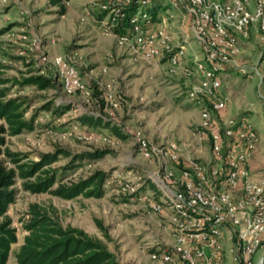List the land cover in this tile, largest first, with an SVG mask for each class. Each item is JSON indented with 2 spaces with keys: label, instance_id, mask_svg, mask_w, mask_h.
Segmentation results:
<instances>
[{
  "label": "rangeland",
  "instance_id": "374dc122",
  "mask_svg": "<svg viewBox=\"0 0 264 264\" xmlns=\"http://www.w3.org/2000/svg\"><path fill=\"white\" fill-rule=\"evenodd\" d=\"M84 1L70 3L72 15L63 19L64 23L57 29L55 19L60 15L59 9L47 0H0V30H4L0 34L1 76L10 79L7 85L11 87V96H23L30 100L24 117L34 118L35 125L31 131L7 135L6 146L12 151L26 154L24 161H38L40 153L52 152L59 147L72 153L105 148L111 150L101 159L85 160L80 167L61 179L68 183L85 178L96 170H103L108 178L105 193L99 198L79 195L67 200L49 193H30L22 189L21 179H16V199L6 214L16 229L17 241L11 246L6 264H17L15 253L26 233L22 228V220L26 218L32 203L51 211L62 225L79 227L90 236L102 239L122 263L161 264L152 262L150 258L153 249L171 241L161 217L147 214L141 204L129 202L125 195L117 191L129 170L139 174L147 168L136 152L130 131L140 128L157 142L166 139L181 142L193 138L197 131L204 130L200 105L188 95L199 79L194 66L181 65L179 62L176 69L171 71L166 58L146 61L135 54L126 58V52L131 48L116 43L109 17L105 16L100 22L92 12V9L94 12L99 11L104 0H88L96 5L87 8V14ZM155 3L158 8L155 19H152L153 26L164 27L172 35L174 44L188 45L191 42V47L187 49L192 51L194 48L203 58L201 46L191 33L185 34L187 30L186 22L182 20V9L172 7L167 0H155ZM146 7L140 4L136 11L141 12ZM53 29L58 32L49 36L46 32ZM253 42L256 45L253 54L240 59L249 67L258 64L261 49L258 38ZM42 56H45L46 61L41 59ZM56 58L72 64L88 90L96 86L101 94L111 93L116 107L106 104V109H101L98 98L91 93L92 100H87L84 91L66 94L59 89L38 90L34 86L20 87L13 84V79L21 81L23 77L34 73L55 76ZM258 69L264 75V68L258 66ZM187 70L194 73L187 75ZM232 76L245 79L247 96L256 109L263 112L264 85L260 84L261 76L255 72L243 75L233 68ZM219 94L218 91L207 99L219 97ZM229 102L227 99V105ZM61 103L70 104V109L59 116L54 109ZM49 104L48 109L45 106ZM83 113L103 114L119 125L126 138L116 136L108 127L82 124L77 118ZM243 114L237 113L233 117H245L254 122L251 116ZM105 136L117 139L119 144L105 143ZM202 158L207 160L208 153ZM0 160L12 166L4 156H0ZM68 160L61 157L51 167L63 166ZM96 220L107 229L111 238L109 241L105 239Z\"/></svg>",
  "mask_w": 264,
  "mask_h": 264
},
{
  "label": "built area",
  "instance_id": "2783aa9c",
  "mask_svg": "<svg viewBox=\"0 0 264 264\" xmlns=\"http://www.w3.org/2000/svg\"><path fill=\"white\" fill-rule=\"evenodd\" d=\"M131 1L104 0L100 4V10L108 11L116 43L127 45L146 61L166 58L174 71L188 45L174 44L164 27L153 26L152 15L136 11L124 35L113 32L125 16L122 5ZM137 1L148 5L151 0ZM167 1L182 9L185 34L191 33L203 51V58L193 62L199 79L188 95L200 105L204 130L181 142H157L140 128L131 130L132 143L147 168L139 174L129 170L117 191L129 202L141 204L147 214L159 215L165 224L171 241L152 250L154 263L264 264V181H253L248 165L264 136L247 119L220 118L226 97L219 94L207 99L218 93L219 74L228 65L243 75L255 72L264 81L258 69L264 68V0ZM251 35L258 38L261 49L258 64L249 67L239 59V39ZM41 59L46 61L45 56ZM54 64L63 92L84 91L87 100H92V90L85 87L72 64L62 58H56ZM193 73L187 70V75ZM102 96L106 104L116 107L111 93ZM103 141L119 144L109 136Z\"/></svg>",
  "mask_w": 264,
  "mask_h": 264
},
{
  "label": "trees",
  "instance_id": "16d2710c",
  "mask_svg": "<svg viewBox=\"0 0 264 264\" xmlns=\"http://www.w3.org/2000/svg\"><path fill=\"white\" fill-rule=\"evenodd\" d=\"M47 1L50 5L56 6L60 14H64L65 3L69 0ZM151 1H153L152 5H150ZM151 1L142 12L152 15V19H155L158 5L155 0ZM140 4L137 0H132L122 5L125 16L113 28L115 34H125L131 26L130 18ZM107 14L108 11L104 10L94 12L99 21ZM2 31L4 30H0V34ZM9 82L10 79L2 77L0 72V156H4L12 164L7 166L4 160H0V264H6L11 246L17 241L16 229L11 225V219L6 214L9 206L16 199V179H21L22 189L30 193H49L67 200L79 195L99 198L105 193V182L108 178L105 171L96 170L85 178L68 183L62 182L61 179L80 167L85 160L101 159L111 151L105 148L72 153L59 147L52 152L40 153L38 161H24L27 155L9 149L6 146V136L33 130L34 118L24 117L26 105L30 100L23 96H11V87L7 85ZM13 84L20 87L34 86L38 90H61V84L56 76L39 73L23 77L21 81L13 79ZM90 88L93 96L98 98L99 107L103 109L106 101L101 91L96 89V86ZM50 105L45 107L49 109ZM68 109L70 104L61 103L56 105L54 111L60 116ZM77 119L84 125L108 127L116 136L126 138L119 125L103 114L83 113ZM61 157L69 160L63 166L51 167V164ZM96 223L105 239L109 241L111 238L107 229L99 220H96ZM22 228L26 233L15 253L17 264H127L118 260L108 249L105 241L90 236L79 227L62 225L51 211L37 203L29 205L26 218L22 220Z\"/></svg>",
  "mask_w": 264,
  "mask_h": 264
},
{
  "label": "crops",
  "instance_id": "0c3cea01",
  "mask_svg": "<svg viewBox=\"0 0 264 264\" xmlns=\"http://www.w3.org/2000/svg\"><path fill=\"white\" fill-rule=\"evenodd\" d=\"M74 1L76 0H69L68 2H66L65 3L66 12L64 14H60L55 19L57 21L55 22L56 26L58 27V28L56 27L57 29L60 28L61 23H64L62 22L63 19H65L66 17H71L72 8H71L70 3ZM83 3L86 5V7L84 8V10L86 9V14L89 13L87 8H92L93 5H96L95 3H89L88 0H85ZM92 10L94 14V9ZM77 15L78 14H76V16ZM93 16L94 15H92V17ZM69 20L71 22L73 21L70 18ZM57 32H58L57 30L53 29L46 33H48L49 36H52V35H55ZM249 39H253L255 41L256 38L254 37V35H251L247 39H242V38L239 39V45L241 48V55L239 56V59H242V57H245V55L253 54V50H255L256 45H255V42H253V40L251 41ZM189 45H191V42L188 44V46ZM126 53H127L126 58L135 56L131 52V50L127 51ZM184 55L186 56V58H184L185 56L184 57L182 56L183 58L181 57L180 59L181 65L186 66L190 64L194 66L193 64L194 60L200 59L199 55L194 50V48L192 49V51L187 49ZM219 79H220V89H219L220 95L226 97L230 101L228 105L226 103L227 106L225 107V109H223L220 112V118L225 119L227 117H233V115H236L237 113H244L246 114V116H251L254 119V122H252L253 125L257 129L258 133L261 136H264V104L262 107L263 112H259L256 109L254 103L247 96V91H246L247 85L245 84V79H237L233 77L232 68L229 65L226 66L220 72ZM261 83L264 85V81L263 82L260 81V84ZM260 84H258V87H260ZM248 165L250 169V178L255 182L264 181V143L263 141H260L257 147L252 151L249 157V160H248Z\"/></svg>",
  "mask_w": 264,
  "mask_h": 264
}]
</instances>
